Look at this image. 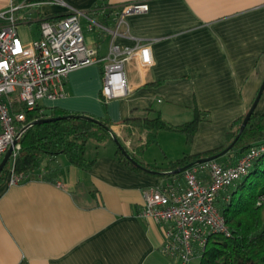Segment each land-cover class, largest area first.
<instances>
[{
  "label": "crops",
  "instance_id": "0c3cea01",
  "mask_svg": "<svg viewBox=\"0 0 264 264\" xmlns=\"http://www.w3.org/2000/svg\"><path fill=\"white\" fill-rule=\"evenodd\" d=\"M19 1L0 0V12ZM139 1L147 10L119 18L118 7ZM69 8L84 13V42L97 56H106L112 45L143 43L152 63L142 70L135 58L127 60V91L107 98L105 108L101 60L69 71L60 94L37 104L106 113L121 138L118 121L129 116L159 113L179 124L193 117L194 108L208 113L189 144L178 131L159 130L141 152L150 165L165 167L183 154L224 145L229 124L246 112L264 78V0H43L24 8L29 18L17 24L19 37L32 40L38 20ZM90 19L97 23L92 30ZM254 111H264V88ZM124 143L134 144L130 138ZM115 146L113 139L86 146V157H95L88 169L60 155L44 160L29 179L0 182V264H179L162 250L161 225L140 211L144 189L171 180L183 184V176L132 170L114 156ZM218 160L231 162L227 152Z\"/></svg>",
  "mask_w": 264,
  "mask_h": 264
},
{
  "label": "built area",
  "instance_id": "2783aa9c",
  "mask_svg": "<svg viewBox=\"0 0 264 264\" xmlns=\"http://www.w3.org/2000/svg\"><path fill=\"white\" fill-rule=\"evenodd\" d=\"M41 1L20 0L0 12L3 19L0 24V158L12 145L11 165L3 179L7 185L32 177L29 172L13 170V158L20 147L19 136L28 126L23 106L31 108L39 100L56 97L69 71L100 60L103 61L102 94L106 98L123 95L127 91L124 63L135 58L142 70L152 63L149 47L143 43L121 48L112 45L106 56H97L84 42L80 23L84 13L72 8L64 16L40 19L37 37L23 42L17 24L29 18L24 8ZM118 8L122 19L126 14L147 10V3L127 2ZM95 25L97 23L90 19L87 29L92 30ZM262 154L264 140L247 148L230 164L211 159L185 168L183 184L171 180L163 187L144 189L140 215L161 225L163 252L176 257L181 264H189L194 243L203 246L206 234L211 231L229 234L216 198L221 190L243 177L254 159ZM261 199L264 194L257 203Z\"/></svg>",
  "mask_w": 264,
  "mask_h": 264
},
{
  "label": "trees",
  "instance_id": "16d2710c",
  "mask_svg": "<svg viewBox=\"0 0 264 264\" xmlns=\"http://www.w3.org/2000/svg\"><path fill=\"white\" fill-rule=\"evenodd\" d=\"M65 14L67 12L48 14L41 19H55ZM156 83L158 82L151 84ZM106 100L107 98L101 93L104 108ZM23 111L28 126L19 136L20 147L13 158V170L29 172L32 176L44 160L54 159L60 155L68 163L80 169L90 168L95 157L88 158L85 155L89 140L99 145L108 139H116L131 157L125 156L121 147L115 142L114 156L118 160L132 170H146L153 173L172 170L201 156L216 153L237 136L233 146L227 151V158L231 162L223 163L218 157L216 158L220 163L230 164L247 148L264 140V111L253 110L246 125L239 132L245 112L229 124L224 145L196 154H183L168 160L165 167H157L141 159L142 150L156 142L157 132L161 129L178 131L184 135L185 142L189 144L199 121L208 119L207 112L194 108L193 117L179 124L167 122L159 113L144 118L129 116L118 121L124 129L125 138H121L112 129V125L117 122L111 120L106 113L103 116H95L39 104L31 108L23 106ZM67 114L74 116L38 121L48 116ZM126 138H130L134 144L127 146L124 143ZM10 165L9 158L0 171V182L3 181ZM171 176L181 177L182 171ZM228 187L229 192L222 193L220 201H218L219 195L217 196L216 205L226 221L229 234L209 232L205 236L203 246L193 244L192 257H196L197 264H264V199L257 203L264 194V154L256 157L250 170Z\"/></svg>",
  "mask_w": 264,
  "mask_h": 264
},
{
  "label": "water",
  "instance_id": "95a60500",
  "mask_svg": "<svg viewBox=\"0 0 264 264\" xmlns=\"http://www.w3.org/2000/svg\"><path fill=\"white\" fill-rule=\"evenodd\" d=\"M264 88V78L258 88V91L256 93V96L254 97L251 105L249 106L242 122H241V125H240V128H239V132L244 128V126L246 125L247 123V120L251 114V112L254 110V107H255V104H256V101L258 99V97L260 96L262 90ZM71 116H74L73 114H67V115H59V116H48V117H45V118H42V119H39L38 121H41V120H52V119H55V118H63V117H71ZM237 136L227 145L225 146L223 149H221L220 151L216 152V153H213V154H210V155H206V156H201L199 158H196L195 160L185 164V165H182V166H179L177 168H174L172 170H170V173H178V172H181L183 171L185 168L191 166V165H194V164H197V163H201V162H205V161H208V160H211V159H216L217 157H219L220 155L224 154L225 152H227L234 144L235 140H236ZM114 142L117 143V145L119 147H121V150L122 152L125 154V156H127L128 158H131L130 155L126 152L125 149L122 148V146L120 144H118L117 140L114 139ZM14 143V142H13ZM11 151H12V145H10L7 150L4 152L2 158L0 159V171L1 169L3 168V166L7 163V161L9 160V157L11 155Z\"/></svg>",
  "mask_w": 264,
  "mask_h": 264
},
{
  "label": "rangeland",
  "instance_id": "374dc122",
  "mask_svg": "<svg viewBox=\"0 0 264 264\" xmlns=\"http://www.w3.org/2000/svg\"><path fill=\"white\" fill-rule=\"evenodd\" d=\"M93 145V141L92 140H89L88 142H87V145L86 146H92ZM3 156V155H2ZM2 158V157H1ZM233 187V186H232ZM229 187H227V188H225V189H223L222 191H220V195H221V193H226V192H229ZM218 194V195H219ZM193 258H196V257H191V259L189 260V264H192V261H193ZM179 262V261H178ZM179 264H181L180 262H179Z\"/></svg>",
  "mask_w": 264,
  "mask_h": 264
}]
</instances>
